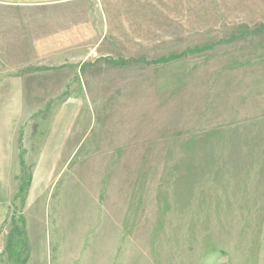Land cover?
<instances>
[{
    "label": "rangeland",
    "instance_id": "rangeland-1",
    "mask_svg": "<svg viewBox=\"0 0 264 264\" xmlns=\"http://www.w3.org/2000/svg\"><path fill=\"white\" fill-rule=\"evenodd\" d=\"M38 3L0 4V60L84 45L8 102L0 264H264V0Z\"/></svg>",
    "mask_w": 264,
    "mask_h": 264
},
{
    "label": "crops",
    "instance_id": "crops-1",
    "mask_svg": "<svg viewBox=\"0 0 264 264\" xmlns=\"http://www.w3.org/2000/svg\"><path fill=\"white\" fill-rule=\"evenodd\" d=\"M38 3L35 9H43L45 4L53 3L54 0H0V4L3 3H22V4H33V2ZM43 4V5H42ZM42 6V7H41ZM6 24V23H5ZM8 25V23L6 24ZM21 29H18L20 31ZM24 30V29H23ZM70 32H62V33H52L49 37L42 38L36 37V41H34L35 45V55L41 56V59H33V58H26V59H18L16 66H11L5 61V58H2L0 61L3 63L0 66V166L6 165L11 168V157H13L11 151V144L14 142V133L16 126L15 121H18L17 117L9 115L5 112L8 102L12 104V101L16 102L19 100V95H23L26 93L32 92H41L43 87H53L56 85V79L60 77L57 72H54V64H50L49 62H61L60 59H53V55L55 54H64L67 51H75L79 50L80 46L84 44H80V41L84 39L81 35L84 36V31L80 33V31L75 32L74 30ZM90 32V31H88ZM15 35H11V33H0V38L6 40L7 36L11 37L12 41H15V44L18 46L26 45V35L23 33H14ZM23 37V38H21ZM25 37V38H24ZM75 37H78L79 40L75 41ZM2 41V40H1ZM11 41V42H12ZM5 44V42H4ZM5 52V51H4ZM2 53V51H1ZM3 54V53H2ZM1 55V54H0ZM52 57L50 58V56ZM2 56V55H1ZM12 55L9 56L8 61L13 62L14 60L11 59ZM16 62V61H14ZM36 62V68L30 63ZM66 62L65 60L62 61ZM40 63H48L46 64L45 69H48L47 72H44L40 69ZM1 64V63H0ZM29 66L32 69V72H28ZM41 71V72H40ZM52 71V72H51ZM50 92H54L53 90ZM20 102V101H19ZM15 124V125H14ZM5 127H10V129H6ZM54 130V129H53ZM56 135L55 132H52L51 138ZM59 141V139H57ZM7 145L10 147L7 150ZM63 151V150H62ZM49 150L46 151V154L43 153L41 156H49ZM3 172V170H2Z\"/></svg>",
    "mask_w": 264,
    "mask_h": 264
}]
</instances>
